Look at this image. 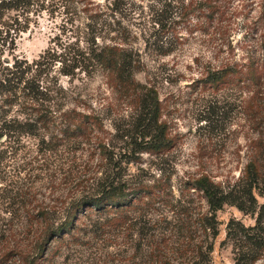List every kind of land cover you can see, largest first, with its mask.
Segmentation results:
<instances>
[{
  "label": "trees",
  "instance_id": "16d2710c",
  "mask_svg": "<svg viewBox=\"0 0 264 264\" xmlns=\"http://www.w3.org/2000/svg\"><path fill=\"white\" fill-rule=\"evenodd\" d=\"M127 4L126 0H0V167L10 165L14 153L35 149L33 162L43 171L61 149V158H71L68 167L63 159L54 174L59 178L63 173L65 184L83 185L63 221L41 198L26 201L29 207L21 225L22 233L30 234L31 260L43 255L52 239L65 236L80 213L89 210L114 211L122 217L132 210L147 217L153 210L165 206L174 211L175 206L179 228L189 232L196 226L216 237V212L232 204L255 219L251 224L237 218L227 223L233 264H264V201L259 200L264 195V0H151L150 26L140 33L122 22ZM44 12L52 16L72 12L67 20L71 22L77 19L75 13H82L85 20L70 36L52 38L37 57L18 54L20 36ZM228 12L244 13L239 47L245 53L202 65L190 82L191 92H197L194 118L199 131L206 130L205 147L213 148L234 132L231 125L242 113L249 122L247 158L236 178H219L205 169L189 173L176 197L172 177L181 135L166 114L167 103L156 84L139 79L137 73L146 66L145 48L168 55L196 30L210 34L212 40L220 38L216 55L224 46L233 51V41L226 39L232 31V24L224 23ZM139 36L145 39L144 49L137 43ZM97 75L103 81L95 99L93 93L62 82V77L73 82ZM108 118L114 120L112 135ZM144 153L152 157L149 167L144 165ZM131 165L139 171L132 172ZM153 167L159 175L152 180L143 171ZM194 197L208 206L197 217L190 210ZM16 216L10 210L7 219ZM6 230H0V238L6 237ZM20 247L14 239L11 250L20 252ZM212 249L210 241L208 251ZM161 263L173 264L169 259Z\"/></svg>",
  "mask_w": 264,
  "mask_h": 264
},
{
  "label": "rangeland",
  "instance_id": "374dc122",
  "mask_svg": "<svg viewBox=\"0 0 264 264\" xmlns=\"http://www.w3.org/2000/svg\"><path fill=\"white\" fill-rule=\"evenodd\" d=\"M126 1L129 7L126 8L125 5L122 11V22L129 29L140 33L147 28L144 26H150L147 16L148 3L151 0ZM71 13L66 15L67 13L61 12L52 16L44 12L39 21L20 36L17 53L33 59L50 44L52 38H57L58 35L70 36L85 20L82 13H75L74 17L77 19L74 22L67 21L68 17L73 16ZM243 21L242 12L235 16L229 12L225 14L224 23L232 24L231 34L226 36V39L232 40L235 45V49L230 53L224 46L225 48H221L223 50H219L216 55V45L221 43L220 38L212 40L210 34L201 30L190 34L187 41L175 52L163 56L157 54L152 47L144 49L145 39L142 36L137 39V43L144 49L146 61L145 68L139 71L137 76L143 81L156 84L161 96L166 100V114L171 117L173 126L181 135L175 150L172 177L176 197L180 193L181 181L189 173L205 169L217 174L219 178L232 179L239 175L246 161L249 122L238 112L231 125L232 129H235L234 132L213 148L205 147L206 139H203L202 135L206 130L199 131V123L194 118L197 92H191L190 86V82L200 74L202 65L208 61L216 62L228 55L241 57L245 53L239 47L245 32ZM102 81L101 75L91 80L76 79L73 82L68 77H62L65 85L76 86L75 90L86 91L89 95L93 93V99L96 94L100 95ZM112 119L108 118L106 123L111 130L110 135L115 131ZM35 153V149L31 152L27 149L20 150L13 154L10 165L0 167V230L7 229L6 237L0 238V264H162L163 259H169L173 264H233L235 254L233 244L227 238V223L231 218L240 219L246 224L255 221L250 213H245L236 205L225 204L216 212L219 233L216 237H211L204 229L196 226L189 232L186 228H179L175 223L179 210L175 206V212L166 210L168 208L164 206L165 210H153L147 217L132 210L126 217H122L114 211L88 209L87 213H80L75 225L68 228L69 232H66L65 236L52 239L42 252L43 255H37V259L32 261L31 248L29 249L30 234L26 231L22 233L24 227L21 225L25 223L26 209L29 207L26 201L33 196L41 198L45 204L56 210L55 215L63 221L70 211V201L83 187L75 182L65 184L61 182L63 173L58 175L59 178L54 174V169L61 166L63 159L68 167L67 160L71 155L61 158L60 149V153L51 156L41 171L42 165L33 162ZM143 158L144 165L149 167L151 155L144 153ZM131 171L137 173L139 169L136 165H131ZM143 172L152 180L159 175V170L154 167L150 168L149 172ZM85 187L88 188V185ZM8 189L12 190L6 192ZM194 198L190 210L192 215L197 217L198 212L207 210L208 206L204 199ZM259 200L264 201V195H259ZM10 210L16 211L19 216L13 220L7 219ZM169 219H172L174 224L170 223ZM17 230L19 232L16 233ZM14 239L21 244L20 252L11 250ZM210 241L213 243V249L208 251ZM7 251L8 254H5Z\"/></svg>",
  "mask_w": 264,
  "mask_h": 264
}]
</instances>
